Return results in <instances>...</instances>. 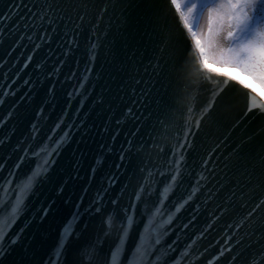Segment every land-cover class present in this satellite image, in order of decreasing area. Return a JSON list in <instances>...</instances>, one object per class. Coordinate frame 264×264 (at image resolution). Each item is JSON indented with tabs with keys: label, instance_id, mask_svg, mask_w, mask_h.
<instances>
[{
	"label": "snow or ice",
	"instance_id": "6c2138e0",
	"mask_svg": "<svg viewBox=\"0 0 264 264\" xmlns=\"http://www.w3.org/2000/svg\"><path fill=\"white\" fill-rule=\"evenodd\" d=\"M131 7L137 14L131 22L129 36L137 45L142 44L145 37L153 42L155 62L151 63V70L160 78L162 86L165 81L169 84L173 81L178 83L179 91L174 97V104L181 106L187 113L184 127L177 136V143L170 147V154L164 164L140 168L144 176L127 205H121L119 196L110 201L105 200L108 189L116 183L114 175L109 177L108 187L98 191L83 212L80 207L84 197H81L76 211L61 228L50 264H61V257L66 254L71 255L70 264H182L185 260L187 264H196L197 260L204 257L207 249L194 252L196 240H192L178 255H174L175 241L167 243L166 237L170 234L169 228L178 213L202 192L206 195V201H210L218 195L219 189L209 187L216 180V169L209 168L211 155H208L200 161L202 170L197 173L190 191L182 195L171 209L168 208L166 201L170 202L176 195L187 175L186 152L194 150L193 138L201 129L202 123L211 119L215 109L219 107L222 115H227L235 107L239 97L243 98L245 117L264 119V0H134ZM108 11V7L100 8L94 0H34L31 6L26 0H15L7 11L0 12V22L5 25L13 23L15 28L9 31L14 34L18 30L33 29V22L39 19L42 28L47 24L44 36L40 37L42 43H51L49 33L58 35L62 32L63 54L67 56L73 48L80 47L81 36L87 40L89 51L95 52L98 46L97 30ZM169 21L173 22L172 26H169ZM5 34V28H0V40ZM25 38L28 41L33 39L26 34L17 37L20 41ZM128 46L125 41L122 48L112 52L114 65L120 72L136 71L135 66L129 62L138 48L129 54ZM16 47H20V44ZM40 48L41 43L34 45V50ZM90 59L94 60L95 56L92 55ZM32 60L33 55H28L23 69H27ZM211 65L238 70L259 84L262 91H257L244 80ZM40 67L37 65V68ZM59 71V67L54 68L49 77ZM24 83L29 81L25 80ZM52 91L53 89H49L50 94ZM201 91L209 93L210 98L196 109L194 102ZM10 94L14 93H2L4 97ZM72 95L69 93V97ZM3 103L4 100L0 99V104ZM197 110L199 115L194 116L193 113ZM131 112L132 109H128V113ZM11 115L10 112L9 117ZM63 123L62 118L51 130L52 135L47 137V143L38 145L37 149H32L29 145L20 158V163L15 165L0 184V264H22V260L9 259L21 238L20 233L11 237L10 233L26 209L29 196L34 194L40 183L50 179L49 173L56 164L55 157L70 139L71 125L69 131L56 136ZM160 123L163 124L164 121L161 120ZM32 129L35 140L37 126L32 125ZM252 140L253 136L239 138L225 157L224 168L232 173L230 182L239 186L242 191L245 188L252 191L257 188L264 190V142L246 148ZM4 143V140H0V145ZM222 143L223 141L217 142L210 152L219 150ZM149 147L160 154L165 152V146L156 137L152 138ZM142 151L143 145L136 148L132 140H128L127 146H121L116 169L131 164L133 155ZM29 152L35 158V167L18 175L16 170L29 157ZM92 171L95 173L96 169L93 168ZM158 177L164 179L158 180ZM217 184L220 188L224 187L220 181ZM231 191L235 196V188ZM153 196L156 197L154 200ZM232 204L233 201L228 199L218 205L220 213L229 212ZM242 207L245 208L244 214L230 224L229 228H244L247 230V239H256L247 245L237 239L233 246V236L228 235L226 246L221 247L218 255L209 259L207 264H214L225 256L228 264H264V198L253 201L251 206L244 204ZM50 208L51 205L44 209V216L48 215ZM196 211H199V206ZM86 214L99 218L102 231H92L90 222L83 219ZM194 220L195 216L189 223ZM188 226L186 223L183 228L187 229ZM208 228H211V224ZM207 230L206 228L205 231ZM22 231L23 229L20 230Z\"/></svg>",
	"mask_w": 264,
	"mask_h": 264
},
{
	"label": "water",
	"instance_id": "95a60500",
	"mask_svg": "<svg viewBox=\"0 0 264 264\" xmlns=\"http://www.w3.org/2000/svg\"><path fill=\"white\" fill-rule=\"evenodd\" d=\"M13 2L15 0H0V12L7 11ZM26 2L31 6L34 0ZM94 2L100 8L109 9L99 24L96 41L98 46L94 53L89 51L84 36L79 38L80 47L73 48L67 56L63 54L62 32L58 35L49 33L51 43H42L40 37L44 36L47 24L42 28L39 19L33 22V29L18 30L14 34L9 31L15 28L13 23L5 25L0 22V28H5L6 31L4 38L0 40V99L4 100L0 104V140L5 141L0 145V184L15 165L20 163V158L29 145L32 149H37L38 145L47 143V137L52 135L51 130L62 118L64 123L57 130V137L64 131H69L71 125L70 139L55 157L56 164L49 173L50 179L40 183L34 194L29 196L26 209L10 233V237L20 233L21 238L9 259L22 260V264H50L61 228L76 211L81 197H84L80 207L83 212L97 192L108 187L109 177L114 175L116 183L108 189L105 200L110 201L119 196L121 205H127L144 176L140 168L164 164L170 154V147L177 143V136L184 127L187 113L181 106L174 104V97L179 91L178 83L173 81L169 84L165 81L162 86L160 78L151 70V63L155 62L153 42L145 37L144 42L137 45L129 36L131 22L137 14L131 7L134 0ZM172 25L173 22L169 21V26ZM25 34L31 35L32 41L17 39ZM125 41L129 45V54L138 48L129 62L135 66L136 71L120 72L114 65L112 52L122 48ZM36 43H41L39 50H34ZM17 44L20 47H16ZM28 55H33V60L27 69H23ZM92 55L95 56L94 60L90 59ZM37 65L41 67L37 68ZM56 67L60 71L49 77ZM25 80L29 83L25 84ZM49 89H53L51 94ZM4 91L14 94L4 97ZM69 93L73 95L69 97ZM209 98V93L201 91L194 107L199 109ZM243 103L242 97L237 98L235 107L227 115H222L221 109L217 107L211 119L202 123L201 129L193 138L194 150L186 152L187 175L176 195L170 202L166 201L171 209L182 195L190 191L197 173L202 170L200 161L211 155L209 168L216 169V180L209 187L219 189L218 195L206 201V195L202 192L177 214L169 228L170 234L166 237L167 243L175 241L174 255H178L192 240H196L194 252L207 249L204 257L197 260L196 264H207L209 259L217 256L219 249L226 246L228 235L233 236V246L237 239L242 240L244 245L256 239H247V230L244 228H229L230 224L244 214L245 208L242 205L251 206L253 201L264 198V190L257 188L252 191L245 188L242 191L239 186L231 183L232 173L224 168L225 157L239 138L253 136L246 148L264 142V131H261L264 129V119L245 117ZM165 105L169 107L166 108ZM130 108L131 114L128 113ZM193 115H199V111H194ZM161 120L164 121L163 124L160 123ZM32 125L37 126L35 140ZM233 125L236 127L233 128ZM153 137L165 146L163 154L149 147ZM128 140H132L136 148L143 145L144 151L133 155L131 164L117 170L115 165L119 163L121 146H127ZM220 141L223 143L219 150L211 153L210 150ZM35 163V158L29 152V157L16 170L17 174L34 169ZM93 168L96 169L95 173ZM217 181L222 182L224 187L220 188ZM233 188L235 196L232 195ZM160 191H163L162 187ZM155 198L153 196V200ZM228 199L233 201L230 211L221 214L218 205ZM49 205L51 208L48 215L44 216V209L49 208ZM197 206L199 211H196ZM193 216L195 220L189 223ZM83 219L90 222L93 232L102 231L99 218L86 214ZM186 223L189 226L184 229L183 225ZM209 224L211 228H208ZM70 260L71 255L66 254L61 257V264H70ZM182 264H187V261ZM214 264H228L227 256L216 260Z\"/></svg>",
	"mask_w": 264,
	"mask_h": 264
},
{
	"label": "rangeland",
	"instance_id": "374dc122",
	"mask_svg": "<svg viewBox=\"0 0 264 264\" xmlns=\"http://www.w3.org/2000/svg\"><path fill=\"white\" fill-rule=\"evenodd\" d=\"M223 68V67H222ZM224 69H227L230 71L231 74H233L234 76H237V77H240V76H245L246 78V81L250 82L252 81L250 77H247L246 75H244L243 73L239 72L238 70L234 69V68H224ZM253 84L256 86V88L259 90V91H262L261 90V87L259 84H257L256 82L252 81ZM262 94H264V92H262Z\"/></svg>",
	"mask_w": 264,
	"mask_h": 264
},
{
	"label": "bare ground",
	"instance_id": "6f19581e",
	"mask_svg": "<svg viewBox=\"0 0 264 264\" xmlns=\"http://www.w3.org/2000/svg\"><path fill=\"white\" fill-rule=\"evenodd\" d=\"M212 67H217L218 68V70L219 71H227L228 72V74L230 75V76H234L233 74H231L230 73V71L229 70H227V69H224V68H222V67H220V66H217V65H211ZM237 77V76H236ZM239 79H242V80H244L246 83H248V84H251L253 87H255L256 88V86L253 84V82L252 81H250V82H248V81H246V78H245V76H240V77H238ZM257 89V88H256ZM257 91H259L258 89H257Z\"/></svg>",
	"mask_w": 264,
	"mask_h": 264
}]
</instances>
